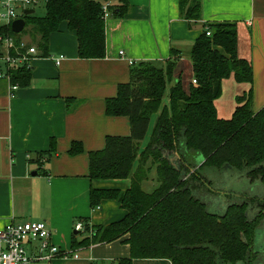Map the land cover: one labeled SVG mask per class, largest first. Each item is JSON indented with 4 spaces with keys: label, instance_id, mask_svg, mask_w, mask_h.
<instances>
[{
    "label": "trees",
    "instance_id": "16d2710c",
    "mask_svg": "<svg viewBox=\"0 0 264 264\" xmlns=\"http://www.w3.org/2000/svg\"><path fill=\"white\" fill-rule=\"evenodd\" d=\"M35 1L44 3L45 14L23 19L25 28L31 26L39 35L35 46L41 58L48 57L49 37L65 22L75 33L79 59H103V6L108 4V17L117 19L128 9L127 0ZM178 11L181 19L196 23L201 2L178 0ZM207 28L210 36L203 29L188 54L196 82L188 93L179 81L170 86L179 59L178 51L172 50L170 60L161 67L145 62L132 66L129 82L119 85L116 96L105 101V115L128 118L131 135L107 137L104 149L89 152L88 179H130L131 186L126 191L91 188L89 205L94 209L102 200L115 201L126 215L107 226L84 221V231L77 232L84 235L80 240L72 237V251L128 235L124 244L130 256L114 264H132L137 259H166L171 264H264V245L257 251L254 243L264 200L258 205L262 208L259 216L253 219L247 201L233 202L221 214L207 210L206 198L212 192L209 179L238 171L250 182L264 183V107L252 112L251 89L236 98L237 107L228 120L218 119L214 106L223 80L232 76L238 84H252V67L237 57L235 24ZM10 78L12 84L26 88L31 68L13 69ZM72 100H66L67 111L77 105ZM54 144L52 140L48 152L38 154L33 162L43 164V158L47 163L55 152ZM82 152L81 143L72 142L67 153ZM152 173L157 186L147 193L142 183Z\"/></svg>",
    "mask_w": 264,
    "mask_h": 264
},
{
    "label": "crops",
    "instance_id": "0c3cea01",
    "mask_svg": "<svg viewBox=\"0 0 264 264\" xmlns=\"http://www.w3.org/2000/svg\"><path fill=\"white\" fill-rule=\"evenodd\" d=\"M127 1L123 18L105 19L103 59H79L75 33L64 22L48 40V56L62 57L58 65L47 58H36L30 66L29 86L19 87L13 97L6 81L0 80V229L11 221H45L51 244L77 256L34 264H114L130 256L129 246L124 244L128 235L74 251L71 240L84 235L74 230L78 222L107 226L126 215L111 200L90 207L91 188L126 191L131 181H90L88 154L104 149L107 137L131 135L128 118L105 115V101L116 96L119 85L129 82L132 66L145 62L161 67L176 50L179 59L170 86L179 81L188 93L193 80L188 54L203 33V26L235 24L237 57L250 63L253 81L250 85L238 84L232 76L222 81L221 95L214 102L217 118L230 119L237 107L236 98L249 89L252 112L264 107V0H200L201 17L196 23L180 18L178 0ZM70 98L77 105L67 111L66 100ZM150 130L151 123L148 133ZM52 140L55 152L49 161L34 163L38 154L48 152ZM72 142L81 143V154L68 155ZM154 181L150 174L142 183L143 190H154ZM27 251L31 257L36 256L37 244H29ZM132 264L171 262L137 259Z\"/></svg>",
    "mask_w": 264,
    "mask_h": 264
},
{
    "label": "built area",
    "instance_id": "2783aa9c",
    "mask_svg": "<svg viewBox=\"0 0 264 264\" xmlns=\"http://www.w3.org/2000/svg\"><path fill=\"white\" fill-rule=\"evenodd\" d=\"M37 4L35 0H0V80L6 81L10 97H13L19 89L17 84L11 83L10 72L21 67L30 69L32 61L40 58V52L36 46L16 42L13 37L15 34L11 31V24L18 19H23V12L35 8ZM107 7L108 4L103 6L105 18L109 16ZM205 34L210 36L208 28H205ZM119 55L122 56L123 52ZM47 59L58 65L62 57L48 56ZM129 64L133 63L129 61ZM192 83L195 84V80H192ZM41 162L44 160L41 159ZM74 230L83 232V223H76ZM29 244H37V255L34 257L28 254ZM72 253L61 252L51 244L50 231L45 221H11L0 229V264H34L50 261L55 257L76 258V254Z\"/></svg>",
    "mask_w": 264,
    "mask_h": 264
},
{
    "label": "rangeland",
    "instance_id": "374dc122",
    "mask_svg": "<svg viewBox=\"0 0 264 264\" xmlns=\"http://www.w3.org/2000/svg\"><path fill=\"white\" fill-rule=\"evenodd\" d=\"M33 10L35 16H43L45 14L44 3H38ZM13 37L17 41L25 42L28 46H35L39 40V35L34 32L31 26L24 28L20 34H15ZM192 85L194 84L192 83ZM210 170L205 169V171ZM152 175L154 176L153 173ZM209 180L211 181L209 189L211 188L212 190L206 198V202L208 203L207 210L209 212L221 214L229 204L247 201L250 209L249 215H252V218L259 216L262 208L258 205L264 200V183L259 181L250 182L245 178L244 173L238 171L232 172L230 176L225 174L215 181ZM153 183V186L156 187V181ZM261 219L255 232L254 243L257 251L264 245V214L261 216Z\"/></svg>",
    "mask_w": 264,
    "mask_h": 264
},
{
    "label": "water",
    "instance_id": "95a60500",
    "mask_svg": "<svg viewBox=\"0 0 264 264\" xmlns=\"http://www.w3.org/2000/svg\"><path fill=\"white\" fill-rule=\"evenodd\" d=\"M34 14V10L30 9V10H26L23 12L24 17L30 16ZM25 28V20L24 19H18L16 21H14L11 24V31L14 34H20ZM35 173H33L34 175Z\"/></svg>",
    "mask_w": 264,
    "mask_h": 264
},
{
    "label": "flooded vegetation",
    "instance_id": "af4514ba",
    "mask_svg": "<svg viewBox=\"0 0 264 264\" xmlns=\"http://www.w3.org/2000/svg\"><path fill=\"white\" fill-rule=\"evenodd\" d=\"M249 216H250V215H249ZM256 217H257V216H256ZM250 218L253 219V218H252V215L250 216ZM254 218H255V217H254ZM261 220H262V219H261ZM261 220H260V221H261ZM259 223H260V222H259Z\"/></svg>",
    "mask_w": 264,
    "mask_h": 264
}]
</instances>
